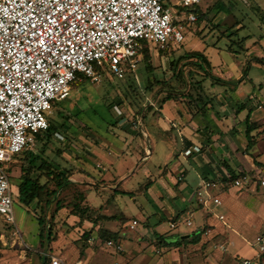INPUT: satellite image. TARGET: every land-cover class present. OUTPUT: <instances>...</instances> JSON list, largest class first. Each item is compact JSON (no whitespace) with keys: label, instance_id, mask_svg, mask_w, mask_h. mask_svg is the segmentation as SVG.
<instances>
[{"label":"rangeland","instance_id":"obj_1","mask_svg":"<svg viewBox=\"0 0 264 264\" xmlns=\"http://www.w3.org/2000/svg\"><path fill=\"white\" fill-rule=\"evenodd\" d=\"M200 6L207 17L204 19L203 15L198 14L196 22H183L182 31L185 35V40L182 43L174 45L166 52H161L155 45H152L149 48V57H143L135 72H127L125 77L121 79L105 74L101 82L94 83L88 79L83 83H78L75 85L76 87H73L69 98L55 106L52 114L49 115V119L58 125V135L54 134L47 146L42 142H38L35 137L33 144L17 156L18 162L14 160L10 166L16 223L31 249L23 251L19 245L11 246V230L2 216H0V264H40L43 257L47 258V264H49L50 257H47L46 253L64 255L67 257L68 264H75L76 259L74 260L73 253L75 244L81 251H84L87 247L88 251H90L89 247H93L98 256L103 255L105 249L100 244H91L89 242L90 238L86 239L84 235L79 233L92 232L94 234L93 232H101L108 222L113 221L114 218H103L100 210H105L104 212L108 214L106 216L118 217L120 223L116 225L118 227L123 225L120 228L121 230L127 229L126 226L124 227L127 220L126 218L121 219L119 213L129 207L130 210L128 212L126 210V213L130 217L133 215L132 213L137 214L138 211L136 209L143 202L144 196L142 193L145 184L148 182L144 175V169H139L132 178L121 186V189L135 192L136 200L131 194L124 193H118L117 197L111 200L110 196L114 193L113 190L108 189L105 192L98 190L99 196L93 195V191L89 192V184L83 181L92 180L93 176L87 170L82 169L80 171L82 168L79 166L80 162L84 161L87 163V168L94 172L95 170L98 173L103 171L104 169L99 168L97 166L98 163L94 162L92 150H98L97 147L100 146L105 147V150L109 151V143L107 145L106 142L115 138L113 136L122 135L123 129L126 126H130L131 123L136 126L138 118L143 115L144 108L150 115L155 110V107H159L169 96L180 98L182 96L188 97L189 92L196 94L195 88H197L198 80H202L204 94L206 93L205 89L208 83L205 84V81L207 77L204 70L197 65V62H202L206 68H210L209 71H211V67L203 59H189V57L181 59L189 52H202L210 59L213 67L215 66L216 68L217 66L216 75L222 74L224 71V74L229 78L231 75L239 77L241 75L239 68L246 66L247 57L250 56L242 54L236 57L233 53H230L227 50L229 42L227 38L220 36L218 25L230 27L228 34L231 31L237 32L233 35V39L236 42L249 37L246 45L253 47L251 52L254 53V56L258 51L262 52L264 50V23L262 21L264 17V0H205ZM183 14H187V12ZM255 42L257 43L253 45ZM249 64L248 74L252 83H249L247 87H251V92L255 91V93L257 92L261 95L264 93L260 92L262 85L264 86V65L255 61H251ZM223 68H228V70H221ZM179 70H184V77L173 76L174 72ZM190 70L194 73L192 77L189 76ZM190 81L191 83H189ZM190 85H192L191 89L189 88ZM215 86L217 89L225 90L221 84H216ZM261 104L263 108H259ZM252 105L258 109L256 112L257 120L253 121L255 129L252 132L256 145L248 152L245 150L241 156V167L240 169H235V172L237 174L236 178L247 175L251 179L250 182L244 183V187L255 184L257 190H255L254 194L262 195L264 190L257 183L258 180L264 179V97L259 99L255 96L250 106ZM235 110L233 108L234 114ZM157 112L155 111L153 115ZM125 119L127 123L119 126L120 122ZM144 125L147 128V118H145ZM135 128L138 134L142 135L140 128ZM147 144L151 146L153 142L148 141ZM43 150H45L44 153ZM31 153L33 155H42L59 169L67 168L71 169L75 175L83 174L85 179H78V177L75 179L78 185L74 182L72 186L58 195V198L62 199L64 205L68 208H63L56 212V198L49 206H46V202L41 204L37 200L27 206L20 199L21 165L25 163V158ZM250 153L252 156L249 155ZM163 159V155H154L151 160L144 162V164L152 170H158L160 166L164 167ZM129 161L130 159L128 160L126 156L122 157L121 164H117L118 171L121 173L125 171L127 166L131 165V161ZM124 162H126V165L123 164ZM259 163L262 165H259ZM113 172H115L114 169ZM37 174L39 173L36 172L35 177ZM45 180L42 177V182ZM97 183L101 184V181ZM50 187L53 188L54 184H51ZM82 190L89 193L86 204L90 209L88 213L78 216V214L72 213V208L73 203L79 199L78 193ZM222 191L234 193L236 189L231 182ZM100 199L102 207L99 203ZM261 200L264 201V197ZM91 206H93L92 210ZM40 218L44 220V224H40ZM225 219L227 220L226 216ZM91 224H93V227H90ZM100 224L101 226L97 227ZM157 225L161 229L159 232L169 235V238L175 235L176 230L171 229L167 221H161ZM135 227L129 226V230L131 232L135 231ZM194 227L186 226L183 231L192 230ZM207 229H204L205 232ZM250 230L256 232V236L261 234L264 232V221L259 229ZM89 236H91V233L88 234ZM217 237L212 239L213 242L211 244L212 247H209L210 249L205 247L209 245L210 241L204 245L203 248L204 250L206 249L204 254L208 253L210 255V250L212 252L221 250L224 252L225 257L228 256L229 251L227 248L229 242L226 239L223 240L224 237L222 239ZM238 238V240L240 238L244 240H240L241 244H244L241 249L246 247V243L254 241V238L247 236ZM243 251L244 253H241V255L247 256L246 250L243 249ZM187 252L189 253V248ZM180 253L182 255L184 252L181 251ZM190 253L197 254L198 251H191ZM255 254V252H252L250 256ZM195 256L197 257L198 255ZM198 258L202 257L198 256ZM232 261L236 263V259H232Z\"/></svg>","mask_w":264,"mask_h":264},{"label":"crops","instance_id":"obj_2","mask_svg":"<svg viewBox=\"0 0 264 264\" xmlns=\"http://www.w3.org/2000/svg\"><path fill=\"white\" fill-rule=\"evenodd\" d=\"M247 48H249L247 56H264V50L258 51L254 56V53L251 52L253 47L247 45ZM211 66L212 72L217 73V66L216 68L212 64ZM244 69V67L239 68L241 72L239 77L231 75L229 78L224 74V71L217 75L226 80L242 79L235 90L222 84L221 86L225 90L217 89L215 86L217 83L206 78L205 84L208 83V86L205 89V94L203 88L202 95L205 100L209 98L211 101L204 113H197L198 107L191 104L189 95L188 97H173L159 107H155L150 117L147 118V128L143 122V129H140L142 135L138 134L136 126L131 123L130 126L123 129L122 135L113 136L115 138L106 142L107 145L109 143V151L100 146L97 147L98 150H92L94 162L98 163L97 166L104 169L103 171L98 173L95 170L94 172L87 168V163L80 162L79 166L82 167L80 171L87 170L93 176L92 180L83 182L89 184V192L93 191V195L96 194V196H99L98 190L105 192L109 189L114 191L110 196L111 200L115 199L118 193L131 194L135 198V192L121 189V186L142 168L148 182L142 193L143 202L136 209L137 214L132 213L133 215L130 217L126 213V210L127 212L130 210L129 207L119 213L121 219L126 218L127 222L124 227L126 226L127 229L121 230L123 225L121 227L116 225H119L120 221L115 216L113 221L104 226L103 229L117 234L115 239H103L101 237L103 232H93L94 234L79 232L81 235L91 233L89 242L100 244L105 251L103 255L98 256L93 247H89L90 251H88V247L81 251L75 244V248H73L75 264H238L237 259L239 260V258L242 264L243 258H252L256 255L250 256L252 252L256 253L253 243L264 232L256 236V232L250 229H259L263 224L264 201L261 198L264 197V194H254L257 190L255 184L246 187L235 186L234 193L222 191L232 182L223 163L228 162L233 169H240L241 156L247 147L244 128L248 109L235 115L233 108L236 109L237 102H246L248 108L253 103L255 96L259 99L264 97V93L261 94V98L259 93L251 92V87H247L252 82L249 74L244 75ZM221 70H228V68ZM176 90L178 91V89ZM260 92H264L263 85ZM261 101L263 102V100ZM198 104L201 107L202 103ZM155 111L158 112L153 115ZM257 111L258 109H255L251 114L252 122L257 120ZM126 123L125 119L120 122L119 126ZM148 141L153 142V145L148 146ZM194 145H200L201 152L186 156L184 151ZM154 155L164 156V167L160 166L158 170H152L145 166L144 162L151 160ZM125 156L128 160L130 159L131 165L121 173L118 171L117 164L120 165L121 158ZM123 164L126 165V162ZM182 175L183 177L180 179ZM77 177L85 179L83 174L75 175L73 172L71 180L77 182L75 180ZM208 179H216L219 182L214 193L222 198V205L214 208L215 211H211L201 204L196 193L203 181ZM98 181H101V184H98ZM100 202H102L101 199ZM100 206L102 207V203ZM104 211L100 210V214L108 215ZM219 214L226 216L229 221L221 219ZM136 220L137 224H134ZM161 221H167L170 228L176 230L175 235L171 236L172 238L159 232L161 229L157 224ZM92 223L94 224V222ZM93 224L90 227H93ZM135 225L137 226L135 227ZM100 226L101 224L97 227ZM129 226L135 227V231L131 232ZM186 226L195 227L185 232L183 230ZM205 228L208 229L198 243L179 242V237L191 235L193 232ZM240 236L254 238V241L246 243V247L243 248L246 250L247 256L241 255L244 253L241 249L244 244H241V241L244 240L242 238H240L241 241L238 240ZM215 237L219 239L224 237L223 240L226 239L229 242L228 256L225 257L221 250L215 252L210 250V255L204 254L206 250L203 248L204 245L210 241L209 245L205 246L210 249L212 239ZM92 238L94 241H91ZM107 240H114L121 244L123 250H117L115 246H108ZM188 248L189 253L187 252ZM181 251L184 252L182 255ZM191 251H198V253H190ZM232 259H236V263Z\"/></svg>","mask_w":264,"mask_h":264},{"label":"built area","instance_id":"obj_3","mask_svg":"<svg viewBox=\"0 0 264 264\" xmlns=\"http://www.w3.org/2000/svg\"><path fill=\"white\" fill-rule=\"evenodd\" d=\"M203 1L0 0V216L12 227L11 246L31 249L14 213L10 166L15 156L48 127V116L69 98L73 82L84 76L98 83L105 74L124 78L137 70L145 48L166 50L182 43L183 20L196 22L198 16H180L179 7ZM135 125L143 129L142 117ZM195 152H201L200 145L184 154ZM250 181L244 175L232 183L244 186ZM218 185L216 179L204 180L196 192L211 211L222 205L214 193ZM260 185L264 189V179ZM106 244L123 250L114 240ZM253 244L256 255L243 258L242 264H264V234ZM46 256L50 264H68L64 255Z\"/></svg>","mask_w":264,"mask_h":264},{"label":"trees","instance_id":"obj_4","mask_svg":"<svg viewBox=\"0 0 264 264\" xmlns=\"http://www.w3.org/2000/svg\"><path fill=\"white\" fill-rule=\"evenodd\" d=\"M200 4H195V5L186 6V7H179V15L182 16L184 12H187V14H189L190 12H194L197 16H198V14L203 15L202 17L205 19L207 16L204 12H202ZM193 8H195V9H193ZM263 19H264V17H263ZM263 19H262V21L264 23ZM183 22H184V20H183ZM230 29L231 28L228 26L221 27L218 25V31L220 33V36L222 38H227V41L229 42V44L227 46V50L229 52L233 53L236 57H239L242 54L246 55L247 51H249V48H247V45H246V41H247V39H249V37L243 38L240 41L236 42L233 39V35L237 32L231 31L228 34ZM237 29H239V28H237ZM263 35H261V36H263ZM168 50H170V49L160 50V51L166 52ZM143 57L144 58L149 57V48H145V50L143 52ZM187 57H189V59H193V58H197L198 60L203 59L205 61V63L207 62L209 64V67H211V71H209L210 68L209 69H208V67L206 68L204 66V64L200 61L197 62V65H199V67H201L204 70L205 76L207 78L212 79L214 83L222 84V85H228L229 87L232 88V90H235L236 87L242 81V79L226 80V79H223L220 76H217L216 74H214L212 72V66H211L210 60L202 52H199V51L193 52L192 51V52H189L188 54H186L185 57L183 56L181 59L187 58ZM251 61H255V62H258V63H261L264 65V56L263 57L255 56L252 58L247 57V64L244 67L245 68L244 69V75L248 74V71L250 69L249 63ZM193 75H194V73L190 70L189 76L192 77ZM173 76L174 77H181V76L184 77V70H179L178 72H174ZM81 77H82L81 80H76L75 82H73L72 89L76 84L83 83L84 81L88 80L87 77H84V76H81ZM189 83H191V81ZM202 83H203L202 80H198L197 88H195L196 94H194L192 92H189V94H188L190 97V100H191L190 101L191 104L196 105L198 107L197 113H204L206 111L208 103H210V101H211V99H209V98H207L206 100L204 99V97L202 95V91H203ZM190 87L192 88V85H190ZM198 87H199V89H198ZM172 98L173 97H171V96L167 97V99L164 100L163 103H165L166 101H168ZM199 102L202 103L201 107L198 104ZM236 104L238 106L235 110V115H238L242 111L248 109V116L245 119L246 127L244 130V133H245V140L247 142L246 150L250 151L256 145L254 134L252 133L255 129V126H254L253 122L251 121V114L253 113V111H255L256 108L254 107V105L249 106L247 108L246 102H240V103L237 102ZM143 110H144L143 112H145L144 113V122H145V118H149L151 114L149 115L145 108ZM48 122H49L48 127L45 130H42V131L36 133V135H35L37 141L42 142L45 146H47V144L50 143V140L54 134L58 135V133H59L58 132V129H59L58 125H56V124H54V122L50 121L49 116H48ZM236 132L238 133V131H236ZM44 152H45V150H43V153ZM19 155L20 154L15 156V159L17 162H18L17 156H19ZM250 155L252 156L251 153H250ZM223 164H224L225 168L227 169V171L229 172L231 178L235 179L237 176L235 169H233L228 162H224ZM259 165H262V164L259 163ZM36 172H38L39 174H37V176L35 177ZM10 173H11V168H10ZM72 176H73V171L71 169H67V168L59 169V168L53 166L42 155H33L31 153L28 155V157L25 158V163H22V165H21L20 177L22 179V182H21L20 187H19L20 199L27 206L31 205L35 200H37L41 204L43 202H46V206H49L51 204V202L56 198V210L55 211L59 212L63 208H68L67 206L64 205L63 200L58 198V195H60V193L62 191L67 190L68 187H70L74 184L75 181L71 180ZM42 177H44L46 179L44 182H42ZM75 183L77 184V182H75ZM51 184H54L53 188L50 187ZM258 184H260V180L258 181ZM77 196L79 199L73 203L72 213L75 215L78 214V216H81V215L88 213V211L90 209L89 206L86 204L88 201V193L86 191L82 190L81 192L78 193ZM103 218L113 219L114 216L103 215ZM40 224H44V220L42 218H40ZM6 225L9 226L10 230H12L11 225H9L8 223H6ZM101 232H103V233H101V237L103 239H115L116 235H117L115 233H111L113 231H109V230H105V229H102ZM204 233H205L204 229L199 230V231H195L188 238L179 237V242L198 243L201 239V236ZM84 236L86 237V239L89 238L87 233H85ZM237 261H238V264H241L240 258ZM40 264H47V258L43 257Z\"/></svg>","mask_w":264,"mask_h":264},{"label":"water","instance_id":"obj_5","mask_svg":"<svg viewBox=\"0 0 264 264\" xmlns=\"http://www.w3.org/2000/svg\"><path fill=\"white\" fill-rule=\"evenodd\" d=\"M144 113H145V112H143V115H142V122H144ZM189 236H190V234H188V235H184L183 238H188Z\"/></svg>","mask_w":264,"mask_h":264}]
</instances>
